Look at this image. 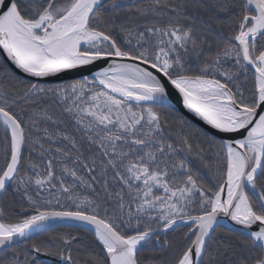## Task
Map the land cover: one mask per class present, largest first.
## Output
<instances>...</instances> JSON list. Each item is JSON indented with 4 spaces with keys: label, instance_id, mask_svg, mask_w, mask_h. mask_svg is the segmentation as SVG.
<instances>
[{
    "label": "snow or ice",
    "instance_id": "1",
    "mask_svg": "<svg viewBox=\"0 0 264 264\" xmlns=\"http://www.w3.org/2000/svg\"><path fill=\"white\" fill-rule=\"evenodd\" d=\"M0 264H264V0H0Z\"/></svg>",
    "mask_w": 264,
    "mask_h": 264
}]
</instances>
